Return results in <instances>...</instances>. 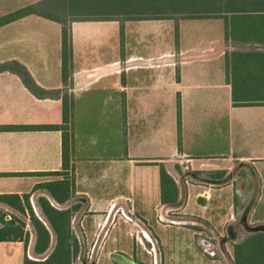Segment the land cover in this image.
<instances>
[{
	"label": "crops",
	"instance_id": "1",
	"mask_svg": "<svg viewBox=\"0 0 264 264\" xmlns=\"http://www.w3.org/2000/svg\"><path fill=\"white\" fill-rule=\"evenodd\" d=\"M44 1L0 0V18ZM62 30L39 14L0 26V126L62 125L63 97L71 98L74 193L57 207L80 206L71 221L80 247H102L103 262L157 264L156 248L166 247L171 264H216L202 244L234 246L258 232L248 222L264 228V71H228L234 54L264 49L229 50L220 18L74 20L65 84ZM23 68L45 95L25 85ZM62 164L61 130H0V195H30L33 203L39 193L55 205L34 188L61 180L46 174ZM235 164L242 173L228 180ZM161 165L178 186L174 204L162 202ZM190 167L213 171L206 182L220 188L184 190L178 177ZM224 199L225 222L241 214L249 234L217 228ZM10 243L23 246L24 264L47 258L34 259L24 241Z\"/></svg>",
	"mask_w": 264,
	"mask_h": 264
},
{
	"label": "trees",
	"instance_id": "2",
	"mask_svg": "<svg viewBox=\"0 0 264 264\" xmlns=\"http://www.w3.org/2000/svg\"><path fill=\"white\" fill-rule=\"evenodd\" d=\"M237 1L240 2L231 3V8L227 11L231 13L230 18H224L226 39L243 44L253 43L264 45V0ZM83 2H87V0H84ZM39 6H41V4L28 6L9 14V17H7V15L6 18L5 16L0 18V26L31 14H39L60 22L63 25L62 77L63 82L67 84L71 77L72 70V45L69 30L70 21L67 22L66 20L40 13L37 10ZM148 19L153 18H127L126 20ZM121 35L123 36V28H121ZM228 69L229 74L230 70H232L233 74L236 70L238 72H241V70L243 72L247 70L246 72L251 75L261 73L264 71V53L247 52L238 53L236 55L234 54L231 62H229ZM21 78L25 85L34 94L45 95L47 93L37 86L25 68H23ZM235 104L241 103H238L235 100ZM71 116L72 100L68 95H64L62 125L31 127L0 126V130L35 129L62 131V171L46 174L61 176L62 179L39 184L34 188V190H46L56 205H53L50 200L44 196H40L37 201L39 209L49 227L36 215L30 202V195H23L22 197L15 194L0 195V203L7 205L24 217L29 216V220L36 232V242L34 246L36 254H45L51 244V231L55 235V246L43 262L32 261L26 257L25 264H72L73 260L78 256L80 246L74 232L72 231L71 221L74 213L80 208V206L74 205L71 208H58L71 199L74 193V179L73 177H70V171L73 169L71 165ZM180 131L181 121L179 110V138ZM160 176L162 202L165 204L176 203L179 197V189L174 179L166 171L164 165H161ZM5 217L6 214L0 210V242L24 241L27 246L29 238L27 232L24 230L25 224L18 218L6 220ZM233 252L234 264H264V232L258 231L249 235L242 242L233 246Z\"/></svg>",
	"mask_w": 264,
	"mask_h": 264
},
{
	"label": "rangeland",
	"instance_id": "3",
	"mask_svg": "<svg viewBox=\"0 0 264 264\" xmlns=\"http://www.w3.org/2000/svg\"><path fill=\"white\" fill-rule=\"evenodd\" d=\"M45 0L41 3V6L38 7V11L43 14L50 15L54 18H59L66 20L67 22L71 20H83V19H127V18H153V19H164V18H220L224 22V18H230L231 13L227 12L231 8V3L240 2L237 0ZM107 1V2H106ZM130 1V2H129ZM9 17V15L7 16ZM6 18V16H5ZM229 50H256L264 49V45L259 44H243L238 43L232 40H228ZM210 168V167H206ZM230 177L228 180L233 178L237 179V176L242 173V170L238 165L232 167ZM213 171H192L191 167L180 171V176L178 177L181 186L184 187V190L190 191H202L206 188L213 187L214 189L220 188L219 186H210L206 181L212 179L211 173ZM195 175V176H193ZM36 193L33 203L30 196L31 205L36 213V215L43 220V222L49 227L44 216L42 215L39 206L38 198L40 197ZM52 202H54L51 199ZM75 200H72L70 203L66 204L71 208L74 206ZM231 200L224 199L222 200L220 206L223 209L224 214L218 218L219 222L217 223V228L219 230H226L229 228L235 229L236 234L239 238L249 234L243 224L245 216L236 215V221L225 222L226 219L230 218L228 215L230 211ZM6 214L8 220L19 219L25 224V232L28 234L29 243L28 246H31L33 249L36 242V232L32 226V223L29 220V216H22L15 210L8 208V210L0 208ZM80 213L77 214V219L79 218ZM74 217V216H73ZM73 219V218H72ZM249 226L252 227L251 231L255 232L263 227H257L260 223H250ZM225 238H228L227 233H224ZM205 237L212 238V235L209 231H206ZM212 242V243H211ZM211 244H202L199 248L203 251L208 257L214 258L216 264H234V252L233 244L231 243L224 245L212 240ZM214 243V244H213ZM55 246V235L51 231V244L48 251L43 255L33 254L31 251V256L34 259L43 260L45 259L53 250ZM151 248H143L144 254L149 256ZM158 251V263L157 264H171L170 262V252L166 247L156 248ZM159 249L161 250V257L159 254ZM103 248L92 247V246H81L78 252L77 258L73 260L72 264H156L155 262L136 260L131 262L127 259L118 256L114 262L111 261H102L99 259ZM213 252L214 255L211 256L209 253ZM23 246L18 243H2L0 244V264H24L22 259ZM163 254V256H162ZM29 258V256L27 257ZM124 259L122 261H119ZM164 260V262L160 261ZM184 264V263H179Z\"/></svg>",
	"mask_w": 264,
	"mask_h": 264
},
{
	"label": "water",
	"instance_id": "4",
	"mask_svg": "<svg viewBox=\"0 0 264 264\" xmlns=\"http://www.w3.org/2000/svg\"><path fill=\"white\" fill-rule=\"evenodd\" d=\"M258 231H264V228L259 229Z\"/></svg>",
	"mask_w": 264,
	"mask_h": 264
},
{
	"label": "built area",
	"instance_id": "5",
	"mask_svg": "<svg viewBox=\"0 0 264 264\" xmlns=\"http://www.w3.org/2000/svg\"><path fill=\"white\" fill-rule=\"evenodd\" d=\"M211 256H213L214 255V253L213 252H211V253H209Z\"/></svg>",
	"mask_w": 264,
	"mask_h": 264
}]
</instances>
